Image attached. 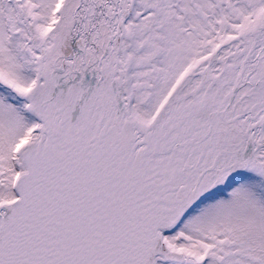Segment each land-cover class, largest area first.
<instances>
[{"label": "snow or ice", "instance_id": "6c2138e0", "mask_svg": "<svg viewBox=\"0 0 264 264\" xmlns=\"http://www.w3.org/2000/svg\"><path fill=\"white\" fill-rule=\"evenodd\" d=\"M0 264H264V0H0Z\"/></svg>", "mask_w": 264, "mask_h": 264}]
</instances>
